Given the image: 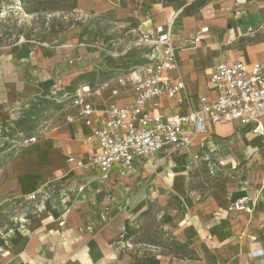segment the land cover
I'll return each mask as SVG.
<instances>
[{"label": "crops", "instance_id": "crops-1", "mask_svg": "<svg viewBox=\"0 0 264 264\" xmlns=\"http://www.w3.org/2000/svg\"><path fill=\"white\" fill-rule=\"evenodd\" d=\"M124 1L111 0L112 7L103 3L100 11L121 15L118 10H122ZM164 2L165 5L146 2L148 21L143 24V36L154 35L158 26L174 22L179 72L171 75L180 73L188 93L195 99L215 97L209 74L217 65L236 61L248 66L264 63V40L259 39L264 34V0ZM195 9L197 11L192 13ZM204 28H208V32L202 33ZM197 37L200 41L193 48L181 47L185 40ZM34 70L25 65L0 68V129L19 117L27 105L26 100L39 95L42 90L36 83L38 79L33 81ZM112 89H117L119 94L113 96ZM95 96L99 98L97 101L92 97L84 99L95 108L94 123L97 124L99 117L112 106L130 104L134 92L129 85L114 83L110 89ZM67 110L66 121L58 130L54 129L48 138L20 151L1 174L8 173L9 177L0 183V206L12 209L14 204H28L37 211L26 212L22 236L15 245L0 253V264H166L147 257H132L124 250L111 253L107 244L122 233L125 213L129 214V219H136L148 214L151 199L165 201L158 189L173 185L175 178L170 185L163 178L169 170L175 175L174 169L163 171L152 180L158 193L152 191L150 196L148 191H141L134 195L130 188V194L124 196L125 200L128 199L123 200L118 208L110 209L111 199H124L119 191L114 190L116 182L123 175L134 172V176L128 178L134 186L154 171V165L169 157L175 158L178 153H213L217 150V143L231 133L245 134L258 142L259 149L264 152V137L254 133L250 126L220 123L208 126L203 142L198 138L189 148L161 150L150 161L138 158L132 170L122 173L115 168L104 179L98 169L86 170L68 163L69 156L86 160L98 144L85 143L92 128L80 118V105L71 102ZM187 111V105L180 109V112ZM261 122L264 126V113ZM260 167V171L248 176L247 180L231 181L203 200L197 192L181 199L180 210L184 217L176 221L174 230L178 240L197 253L198 261L191 264H264V162ZM52 186L55 193L44 198ZM32 194L38 196V200L28 203L27 198ZM243 198H247L245 206L250 208L249 213L227 211L232 203ZM110 210L115 213L114 218L107 221L105 215ZM61 221L65 222L62 227Z\"/></svg>", "mask_w": 264, "mask_h": 264}, {"label": "rangeland", "instance_id": "rangeland-1", "mask_svg": "<svg viewBox=\"0 0 264 264\" xmlns=\"http://www.w3.org/2000/svg\"><path fill=\"white\" fill-rule=\"evenodd\" d=\"M83 1L38 0L41 11L30 13L22 0H0V68L33 67V81L38 79L36 83L42 89L39 95L26 100L27 105L19 117L0 129V183L8 179V173L1 174L20 151L48 138L54 129L58 130L65 123L67 107L75 101L74 96L80 94L83 85L96 88L102 80L146 62L149 48L141 41L143 24L148 21L146 2L165 5L164 0H125L121 3L122 10H118L121 15L116 16L113 11H100L103 3L112 7L111 0ZM259 39L264 40V34ZM91 97L94 101L99 99L95 95ZM32 136H36L37 141L26 143V138ZM216 146L213 153L202 150L169 157L154 165V171L134 186L128 181L134 172L116 182L114 190L124 199H111L110 209L122 204L130 188L134 195L141 191H148L150 196L152 191L158 193L152 180L168 169L175 171L174 175L169 170L163 178L169 185L175 178L171 187H158L165 201L151 199L148 214L136 219L124 214L122 233L107 244L111 253L124 250L132 257H147L166 264L198 261L197 253L181 243L175 234L174 224L184 217L180 210L181 199L197 192L203 200L231 181H244L257 174L264 162L259 143L243 133H231ZM257 154L260 156L256 157ZM27 211L37 210L29 208L28 204H14L12 209L0 206V253L15 245L22 236L26 224L22 221ZM114 214L111 210L107 212V221L112 220Z\"/></svg>", "mask_w": 264, "mask_h": 264}, {"label": "built area", "instance_id": "built-area-1", "mask_svg": "<svg viewBox=\"0 0 264 264\" xmlns=\"http://www.w3.org/2000/svg\"><path fill=\"white\" fill-rule=\"evenodd\" d=\"M204 32H208V28L202 29ZM141 41L149 48L144 64L104 80L96 88L83 86L80 94L74 96L75 104L80 105V118L92 128L85 143L97 142L98 147L86 160L69 156L68 163L86 170L98 169L106 179L115 168L122 173L132 170L138 158L150 161L161 150L189 148L198 138L203 142V135L210 125L235 123L240 127L250 126L254 133L264 137L261 122L264 113V63L248 66L236 61L217 65L209 74L215 97L195 99L188 93L180 73L171 75L179 72L174 22L158 26L154 35H144ZM199 41L198 37L185 40L181 47L193 48ZM114 83L129 85L134 99L128 105L112 106L95 124L96 110L84 98L101 95ZM118 94L117 89H112L113 96ZM184 105L188 106V111L180 112ZM36 141V136L26 138V143ZM49 189L44 198L56 191L53 186ZM37 200L38 196L34 194L27 198L28 203ZM246 201L247 198L237 200L227 211L249 213ZM64 224V221L60 222L61 227Z\"/></svg>", "mask_w": 264, "mask_h": 264}, {"label": "trees", "instance_id": "trees-1", "mask_svg": "<svg viewBox=\"0 0 264 264\" xmlns=\"http://www.w3.org/2000/svg\"><path fill=\"white\" fill-rule=\"evenodd\" d=\"M22 3L25 4L26 9H28L30 13H35V12L39 13L41 11V9L39 8L40 5L38 4V0H22ZM16 124H17L18 127L21 125L20 122H18ZM181 248H184V247L181 246Z\"/></svg>", "mask_w": 264, "mask_h": 264}, {"label": "bare ground", "instance_id": "bare-ground-1", "mask_svg": "<svg viewBox=\"0 0 264 264\" xmlns=\"http://www.w3.org/2000/svg\"><path fill=\"white\" fill-rule=\"evenodd\" d=\"M147 172V171H146ZM124 177V176H123Z\"/></svg>", "mask_w": 264, "mask_h": 264}]
</instances>
